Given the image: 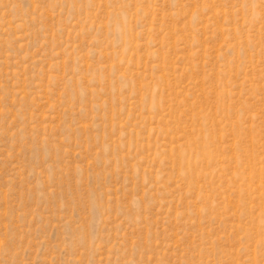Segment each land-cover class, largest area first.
<instances>
[{"label":"rangeland","instance_id":"obj_1","mask_svg":"<svg viewBox=\"0 0 264 264\" xmlns=\"http://www.w3.org/2000/svg\"><path fill=\"white\" fill-rule=\"evenodd\" d=\"M0 264H264V0H0Z\"/></svg>","mask_w":264,"mask_h":264}]
</instances>
